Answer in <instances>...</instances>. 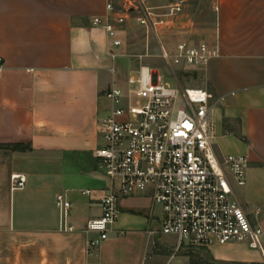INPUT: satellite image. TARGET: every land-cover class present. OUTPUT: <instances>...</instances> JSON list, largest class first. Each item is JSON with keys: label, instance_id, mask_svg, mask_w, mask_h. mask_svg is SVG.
<instances>
[{"label": "crops", "instance_id": "obj_1", "mask_svg": "<svg viewBox=\"0 0 264 264\" xmlns=\"http://www.w3.org/2000/svg\"><path fill=\"white\" fill-rule=\"evenodd\" d=\"M106 2L0 0V146H8L0 149V264H264L237 243L173 255L175 240L158 235L161 211L148 195L119 199L111 232L88 247L98 235L85 226L100 217L111 185L92 155L110 109L104 93L117 87V57L92 25ZM214 6L209 36L192 42L212 44L217 26L218 56L190 77L224 97L213 116L214 150L219 159L246 158L245 184L231 181L233 193L248 219L264 226V0ZM13 175L25 178L22 189H11ZM58 194L70 203L65 224Z\"/></svg>", "mask_w": 264, "mask_h": 264}, {"label": "built area", "instance_id": "obj_2", "mask_svg": "<svg viewBox=\"0 0 264 264\" xmlns=\"http://www.w3.org/2000/svg\"><path fill=\"white\" fill-rule=\"evenodd\" d=\"M185 3L107 0L106 15L94 18L92 25L104 30L108 54L115 59L113 49L122 46L115 25L131 18L147 35L157 37L160 29L174 26L184 13ZM213 11L217 13L218 7ZM218 37L216 26L212 44L185 40L166 48L157 39L158 58L178 87L166 83L157 69L140 65L126 80L133 90L126 93L112 86L104 93L110 109L97 124L100 146L92 155L111 185L100 201V217L85 226L86 234L98 235L88 247L98 246L111 232L119 215V199L148 195L161 211L158 235L175 240L173 255L180 250H208L237 243L264 257V226L248 219L231 185L232 181L244 186L247 160L240 155L219 159L214 150L213 116L224 97H216L205 88H182L174 73L179 71L186 77L204 68L218 56ZM24 183L23 176H11L12 190L22 189ZM55 207L65 224L70 203L58 194Z\"/></svg>", "mask_w": 264, "mask_h": 264}, {"label": "rangeland", "instance_id": "obj_3", "mask_svg": "<svg viewBox=\"0 0 264 264\" xmlns=\"http://www.w3.org/2000/svg\"><path fill=\"white\" fill-rule=\"evenodd\" d=\"M214 0H186L184 6V13L178 17L174 22V26L169 29H160L157 32V37L152 34L147 35L143 28L136 25L131 18L125 24L115 28L120 31L119 38L122 41L124 56L121 57L122 47L113 49L117 59L114 61L116 68V84L127 93L134 89V86H128L126 79L129 74L136 71L140 65L148 66L157 69L158 74L165 77V82L170 84L172 88L178 87L172 79L171 71L158 58L159 50L157 39L166 48L174 44L190 40L198 41L209 36L212 29L214 14L212 10ZM140 57H142L140 59ZM175 70H178L175 68ZM176 78L180 82L182 88H197L200 86V80L193 79V77L183 78L179 71L174 72ZM131 100L133 96L130 97ZM125 108V103L122 105ZM102 175L107 178L102 172ZM191 249H187L188 254ZM172 249L170 250V252ZM176 260L171 261L170 264H175Z\"/></svg>", "mask_w": 264, "mask_h": 264}, {"label": "trees", "instance_id": "obj_4", "mask_svg": "<svg viewBox=\"0 0 264 264\" xmlns=\"http://www.w3.org/2000/svg\"><path fill=\"white\" fill-rule=\"evenodd\" d=\"M0 149H8V146H0Z\"/></svg>", "mask_w": 264, "mask_h": 264}]
</instances>
